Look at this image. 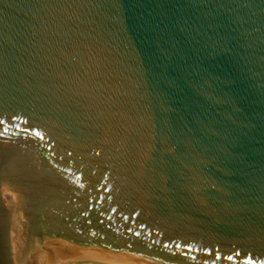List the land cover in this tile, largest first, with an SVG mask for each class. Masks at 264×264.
Listing matches in <instances>:
<instances>
[{
	"label": "water",
	"instance_id": "95a60500",
	"mask_svg": "<svg viewBox=\"0 0 264 264\" xmlns=\"http://www.w3.org/2000/svg\"><path fill=\"white\" fill-rule=\"evenodd\" d=\"M0 264H264V0H0Z\"/></svg>",
	"mask_w": 264,
	"mask_h": 264
}]
</instances>
